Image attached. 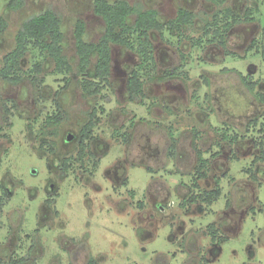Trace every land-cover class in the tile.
<instances>
[{
    "label": "rangeland",
    "instance_id": "obj_1",
    "mask_svg": "<svg viewBox=\"0 0 264 264\" xmlns=\"http://www.w3.org/2000/svg\"><path fill=\"white\" fill-rule=\"evenodd\" d=\"M93 1L24 0L13 10L0 0L8 22L0 67L23 21L49 8L62 18L65 53L75 66L57 73L45 58L36 74L33 64L43 56L35 51L22 62L34 79L0 78V255L16 264H264V161L255 159L264 141V101L241 76L252 75L264 92V0H227L222 7L129 0L157 9L162 21L179 7L197 14L182 32L151 31L157 74L175 69L185 77L146 80L144 103L130 100L127 90L140 58L119 45L112 49L111 84L96 97L82 92L74 25L81 18L86 39L100 38L105 23ZM226 6L242 17L250 8L255 19L236 23L225 47L207 42L204 29ZM94 63L95 56L89 77ZM93 110L98 121L81 153V130ZM55 116L58 125L49 121ZM195 144L210 159L199 186ZM217 187L214 202L190 200Z\"/></svg>",
    "mask_w": 264,
    "mask_h": 264
},
{
    "label": "trees",
    "instance_id": "obj_2",
    "mask_svg": "<svg viewBox=\"0 0 264 264\" xmlns=\"http://www.w3.org/2000/svg\"><path fill=\"white\" fill-rule=\"evenodd\" d=\"M208 1L221 7L227 2V0ZM7 6L13 10H18L24 6V0H8ZM93 7L94 13L100 16L105 23L104 32L97 41L86 39L87 24L85 20L80 18L74 25L76 54L78 56L76 69L77 73L81 75L80 84L84 96L96 97L108 84H111L112 49L114 45L131 49L140 58L139 62L131 69L127 78V90L129 99L132 101L144 103L147 96L146 80L163 81L170 78L182 77L183 73L177 72L175 69H168L162 75L157 74V60L154 43L151 39V31L174 32L178 30L182 32L185 25H193L195 23L197 18L195 12L185 7H179L175 17L162 21L157 9L142 8L129 0H94ZM221 14L227 19L223 25H219L218 22ZM254 19L255 17L251 15L250 8L242 17L230 6L223 7V11H216L212 15V19L207 20L204 35L209 37L206 41L218 43L226 47L227 37L231 28L236 23ZM7 28V20L0 17V34ZM64 40L65 32L63 30L62 18L53 9L49 8L26 18L15 35L14 47L3 56V65L0 67V78L13 84H19L27 77L34 79V74L26 73L22 62L30 52L35 51L39 52L43 58L34 62L32 67L34 73L39 74L43 71L45 58H49L54 62L57 73L74 71L75 66L70 62L69 57L65 53ZM198 42H202V39L200 38ZM94 56V77H89L87 72L93 64ZM241 76L244 84L258 99L264 101V92L257 88L259 81L253 79L250 74H241ZM96 116V110L91 111L88 122L82 127L81 153H84L86 147L85 140L92 139V133L98 121ZM50 120L54 121L57 125L61 122L59 116L50 117ZM256 122L257 120H254L253 125L257 124ZM131 124H134L133 119ZM2 130V127H0V136H4ZM194 131L196 132L195 137L198 136L199 131L196 127ZM121 136L124 142L128 141V132L123 133ZM223 138L229 137L223 135ZM231 139H238L237 135H232ZM171 140V152H174L176 141L172 133ZM195 149L199 160L195 185L199 186L198 178H204L208 175L210 159L204 157V151L198 147V144H195ZM217 155L218 152L212 154V157ZM255 159L257 161H264V141L261 154ZM220 195L221 188L217 187L213 190L205 191L199 197H192L190 200L198 201V198H201L206 203H211L217 200ZM212 226L210 225V227ZM212 233L213 240H216L215 231ZM16 263V261L7 262L0 255V264ZM90 264H95V261L92 260Z\"/></svg>",
    "mask_w": 264,
    "mask_h": 264
},
{
    "label": "water",
    "instance_id": "obj_3",
    "mask_svg": "<svg viewBox=\"0 0 264 264\" xmlns=\"http://www.w3.org/2000/svg\"><path fill=\"white\" fill-rule=\"evenodd\" d=\"M68 139H71V136H68Z\"/></svg>",
    "mask_w": 264,
    "mask_h": 264
},
{
    "label": "flooded vegetation",
    "instance_id": "obj_4",
    "mask_svg": "<svg viewBox=\"0 0 264 264\" xmlns=\"http://www.w3.org/2000/svg\"><path fill=\"white\" fill-rule=\"evenodd\" d=\"M52 187H53V184H52Z\"/></svg>",
    "mask_w": 264,
    "mask_h": 264
}]
</instances>
